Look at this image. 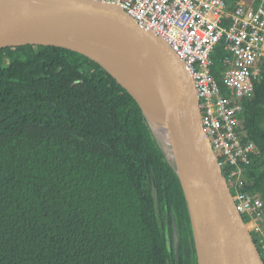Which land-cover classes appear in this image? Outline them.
<instances>
[{
	"label": "trees",
	"instance_id": "1",
	"mask_svg": "<svg viewBox=\"0 0 264 264\" xmlns=\"http://www.w3.org/2000/svg\"><path fill=\"white\" fill-rule=\"evenodd\" d=\"M227 54L213 52L222 87ZM244 113L249 190L264 200V77ZM173 223L189 249L184 189L134 97L78 52L1 49L0 264H182L167 247Z\"/></svg>",
	"mask_w": 264,
	"mask_h": 264
},
{
	"label": "water",
	"instance_id": "2",
	"mask_svg": "<svg viewBox=\"0 0 264 264\" xmlns=\"http://www.w3.org/2000/svg\"><path fill=\"white\" fill-rule=\"evenodd\" d=\"M28 45L83 54L134 97L181 181L198 264H264L204 129L195 79L166 40L140 27L114 3L0 0V50ZM159 133L170 139L175 161L169 158ZM152 189L158 202L154 173ZM178 234L176 230V248Z\"/></svg>",
	"mask_w": 264,
	"mask_h": 264
},
{
	"label": "built area",
	"instance_id": "3",
	"mask_svg": "<svg viewBox=\"0 0 264 264\" xmlns=\"http://www.w3.org/2000/svg\"><path fill=\"white\" fill-rule=\"evenodd\" d=\"M127 10L140 26L165 38L193 75L203 125L264 260V200L249 190L257 145L244 126V101L264 77V0H98ZM228 52L213 71V52Z\"/></svg>",
	"mask_w": 264,
	"mask_h": 264
},
{
	"label": "flooded vegetation",
	"instance_id": "4",
	"mask_svg": "<svg viewBox=\"0 0 264 264\" xmlns=\"http://www.w3.org/2000/svg\"><path fill=\"white\" fill-rule=\"evenodd\" d=\"M167 236H168V249L170 251H172V247L174 248V252L175 255L177 254V252L182 253V256L184 257V260L182 264H187L186 259L188 258L189 254L192 258V262L191 264H198V260H197V251H196V246H195V240H194V235H193V229H192V239L190 236V246L189 249L187 247V241H186V237L183 235L182 232L179 231V239H178V246L176 248L175 246V235H176V225L175 223H173V228L171 230V228L167 225ZM172 231V234H171ZM177 257V256H176Z\"/></svg>",
	"mask_w": 264,
	"mask_h": 264
},
{
	"label": "bare ground",
	"instance_id": "5",
	"mask_svg": "<svg viewBox=\"0 0 264 264\" xmlns=\"http://www.w3.org/2000/svg\"><path fill=\"white\" fill-rule=\"evenodd\" d=\"M96 1H98V0H96ZM98 2H101V1H98ZM105 3V2H104ZM122 8V7H121ZM122 9H124V8H122ZM125 10V9H124ZM126 12H127V10H125ZM128 13V12H127ZM129 14V13H128ZM130 15V14H129ZM131 16V15H130ZM132 17V16H131ZM134 20H135V18L134 17H132ZM136 21V20H135ZM137 22V21H136ZM137 24L140 26V24L137 22ZM140 27H142V26H140ZM143 29H146V30H151V31H153L157 36H159V37H161L162 39H164V40H166L165 38H163L162 36H160L159 34H157L154 30H152V29H147V28H144V27H142ZM167 41V40H166ZM168 42V41H167ZM169 43V42H168ZM170 44V43H169ZM171 46V45H170ZM172 47V46H171ZM172 49H173V47H172ZM174 50V49H173ZM175 51V50H174ZM176 52V51H175ZM177 53V52H176ZM178 54V53H177ZM179 55V54H178ZM158 136H159V138H160V141L162 142V144H163V146H164V148H165V150H166V152H167V154H168V156H169V158L172 160V161H175V152H174V148H173V145H172V143H171V141H170V139L165 135V134H162V133H159L158 134Z\"/></svg>",
	"mask_w": 264,
	"mask_h": 264
},
{
	"label": "rangeland",
	"instance_id": "6",
	"mask_svg": "<svg viewBox=\"0 0 264 264\" xmlns=\"http://www.w3.org/2000/svg\"><path fill=\"white\" fill-rule=\"evenodd\" d=\"M247 218V221H249V218L248 217H246Z\"/></svg>",
	"mask_w": 264,
	"mask_h": 264
}]
</instances>
